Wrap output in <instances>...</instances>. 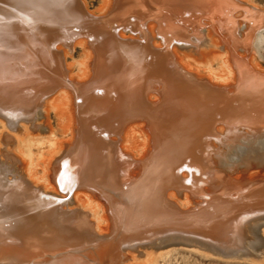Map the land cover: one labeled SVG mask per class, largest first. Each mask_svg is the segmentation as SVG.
Masks as SVG:
<instances>
[{
	"label": "bare ground",
	"instance_id": "obj_1",
	"mask_svg": "<svg viewBox=\"0 0 264 264\" xmlns=\"http://www.w3.org/2000/svg\"><path fill=\"white\" fill-rule=\"evenodd\" d=\"M102 3L0 0V264L258 261L264 11Z\"/></svg>",
	"mask_w": 264,
	"mask_h": 264
},
{
	"label": "rangeland",
	"instance_id": "obj_2",
	"mask_svg": "<svg viewBox=\"0 0 264 264\" xmlns=\"http://www.w3.org/2000/svg\"><path fill=\"white\" fill-rule=\"evenodd\" d=\"M87 4V7L90 11L92 12H101V9H102V0H84ZM255 6H257L259 9L263 10L264 11V0H250ZM257 47L259 49V54L256 55V63L259 67V69L261 71L264 70V40L263 42L261 43L260 42V39L258 40L257 42ZM206 54V53H205ZM259 56V58H258ZM84 55H83V51L81 48L77 47L76 49V53H75V57L73 60H69V62L73 63V62H80V61H83L84 60ZM199 66V65H198ZM215 66V67H214ZM214 66H212V68H209L211 69L214 73H216V75H213L212 78L215 80L217 75H219V71H220V66L215 64ZM201 69H205L207 71L208 69V66H203V65H200L199 66ZM206 67V68H204ZM218 71V72H217ZM40 120L43 119V115H41L40 117ZM54 120V119H53ZM1 130V128H0ZM72 198V197H71ZM71 201V203H70ZM73 199H69L68 202H69V205L72 206L74 204L75 201H73ZM183 201V202H182ZM181 203H185L184 200L182 199ZM262 230V229H261ZM260 230V231H261ZM263 239V235H260ZM148 244L149 242H145V244ZM263 244V249L262 251L264 252V242L262 243ZM175 248V249H174ZM172 248L171 250L172 251H168V253L166 252H162L163 254H155L154 257L157 256V262L156 264H264V255L261 256V259H259L258 261H251V262H248V260H236V261H233V260H226V259H218L217 257H213V256H205L204 254H201V253H197L193 250H188L186 248H183L182 247H174ZM149 254V255H147ZM146 256H142L144 259H142V257L139 259L138 262H133L132 264H149L147 261L150 259L149 257L151 253H147ZM159 255V257H158ZM149 256V257H148ZM147 258V260H146ZM149 258V259H148ZM146 262H145V261ZM142 262H145V263H142ZM254 262V263H253Z\"/></svg>",
	"mask_w": 264,
	"mask_h": 264
}]
</instances>
